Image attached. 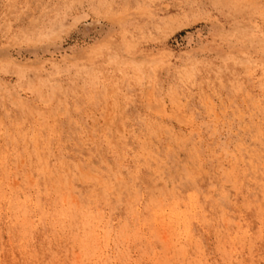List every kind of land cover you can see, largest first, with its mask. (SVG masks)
<instances>
[{
	"label": "rangeland",
	"instance_id": "rangeland-1",
	"mask_svg": "<svg viewBox=\"0 0 264 264\" xmlns=\"http://www.w3.org/2000/svg\"><path fill=\"white\" fill-rule=\"evenodd\" d=\"M0 264H264V0H0Z\"/></svg>",
	"mask_w": 264,
	"mask_h": 264
},
{
	"label": "bare ground",
	"instance_id": "bare-ground-1",
	"mask_svg": "<svg viewBox=\"0 0 264 264\" xmlns=\"http://www.w3.org/2000/svg\"><path fill=\"white\" fill-rule=\"evenodd\" d=\"M172 140V139H171ZM41 164V163H40ZM49 171V170H48ZM188 174V173H187ZM162 184V183H161ZM131 192V191H130ZM174 198V197H173ZM58 200V199H57ZM171 200V199H170ZM187 206V205H186ZM61 211V210H60ZM59 212V211H58ZM94 216H95V214H94ZM96 218H97V216H96ZM93 219V218H92ZM155 221V220H154Z\"/></svg>",
	"mask_w": 264,
	"mask_h": 264
}]
</instances>
